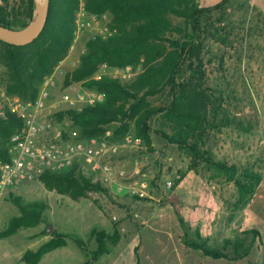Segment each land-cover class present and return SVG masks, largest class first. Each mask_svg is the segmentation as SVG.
I'll return each instance as SVG.
<instances>
[{
    "label": "trees",
    "instance_id": "trees-1",
    "mask_svg": "<svg viewBox=\"0 0 264 264\" xmlns=\"http://www.w3.org/2000/svg\"><path fill=\"white\" fill-rule=\"evenodd\" d=\"M48 2L44 28L35 40L23 46L0 41V63L7 71L5 93L13 99L34 100L43 78L63 60L72 44L74 17L80 0ZM82 3L87 12H109L112 15L110 28L114 33L106 39L94 36L85 42V52L80 56L79 64L65 74L61 87L82 83L84 90L103 94L104 101L79 111H65L58 114V118L63 115L70 118L73 128L79 132L78 140L100 136L113 123L122 122L119 128L113 129V142L129 133V123L133 122L134 137L140 138L143 145L151 149L150 121L161 116L171 124V129L158 133L167 144L175 145L190 159V165L174 180L173 188L186 172L194 171L198 162H202L216 177L230 182L236 188L239 202H245L255 192L261 175L216 160L206 148L207 130L214 129L216 124L220 127L230 124L225 118L218 124L221 108L217 98H213L209 88L205 87L207 73L202 57L208 14L222 3L211 8H200L196 0H82ZM34 11V0H14L12 3L2 0L0 25L14 30L25 29L32 22ZM170 17L182 20V24L175 25ZM103 64L112 68L140 66L141 71L128 83L108 76L94 80L92 77ZM165 90L168 101L152 107L149 99ZM0 108L7 110L5 104ZM22 125V121L11 112L0 117V162L9 160L8 140ZM38 181L47 191L75 202L105 191L101 182L78 171L76 165L64 172L44 173ZM9 200L17 208L18 215L12 216L0 231V240L17 234L20 229L46 225L44 212L49 209L47 203L39 200L25 202L14 195ZM252 233L256 234L243 232L238 239L226 240L223 250L210 248L204 241L194 242L191 246L213 258L236 260L248 254L250 248L245 244L244 236ZM41 234L48 235L46 227ZM49 236L51 238L35 251L24 252L21 261L38 264L43 255L65 247L67 241L72 240L85 257L83 264H94L118 241L116 230L106 232L97 227L89 231L86 240L55 229ZM91 241L95 243L94 249L89 247ZM226 247H231L232 256L228 257L224 252Z\"/></svg>",
    "mask_w": 264,
    "mask_h": 264
},
{
    "label": "rangeland",
    "instance_id": "rangeland-1",
    "mask_svg": "<svg viewBox=\"0 0 264 264\" xmlns=\"http://www.w3.org/2000/svg\"><path fill=\"white\" fill-rule=\"evenodd\" d=\"M202 1L210 3L222 0ZM9 2L12 3L14 0H9ZM106 13L111 18L109 24L111 25L112 15L109 12ZM170 18L175 25L182 24V20ZM35 19L36 11H34L33 22ZM204 30L202 57L207 73L205 87L209 88V94L213 95V98H217V104L221 108L218 124L223 118L230 122L226 127L216 124L214 129L207 130L206 148L216 160L227 161L262 174L264 171V0H227L218 9L210 11ZM91 37V33L83 32L78 47H84L85 42ZM74 56L75 54L71 57ZM65 57L60 66L62 74L57 75L59 85L62 84L65 74L71 71L70 61L65 60ZM0 64L3 68L0 76V106L2 104L6 106V102L13 98L5 93L7 71L3 63ZM129 66L131 67L130 77H120L123 83L134 80L141 71L140 66ZM84 89L82 83H75L67 91L73 95ZM2 94L3 102H1ZM168 99L165 90L150 98L149 103L152 107H158L165 104ZM121 123H113L107 128L112 131V136L113 129L119 128ZM150 127L153 144L151 149L146 146V150L133 148L135 152L131 157L118 155L110 157L109 160L115 168L125 170L128 176L130 174L127 170L132 171L136 166L138 173L131 180H146L148 187L143 199H148L146 202L151 204V208L153 206L160 208L163 195L173 190V187L170 190L162 187L160 193L161 185H165L167 181L173 183L179 177V172L185 171L190 165V159L175 145L167 144L158 133L159 131H170L171 124L168 121L161 116H156L150 121ZM128 131L133 135V122L129 123ZM69 137L77 141L79 138L78 130L72 125L69 128ZM192 172L207 181L220 180L202 162H198ZM86 176L91 177L93 181L100 182L88 173ZM11 195L20 197L25 202L39 200L47 203L49 209L44 212L46 225L40 224L39 226L44 229L49 224L52 228L51 232L55 229L79 236L83 240H86L91 228L99 227L97 215L101 209L105 208L100 193H93L90 199L75 202L66 196L47 191L40 182L35 181L9 194L6 201L3 199L0 201V215H2L0 231L10 217L18 215L17 208L9 200ZM20 231L21 234H25L24 229ZM17 234L0 241V258L8 259L12 264H15V256L25 243H17L19 239ZM35 243H37L36 240H31L25 244L34 245ZM89 247L95 248L94 241L90 242ZM51 261L52 264H83L85 257L74 242L68 240L65 248L57 249L46 255L42 264H49Z\"/></svg>",
    "mask_w": 264,
    "mask_h": 264
},
{
    "label": "crops",
    "instance_id": "crops-1",
    "mask_svg": "<svg viewBox=\"0 0 264 264\" xmlns=\"http://www.w3.org/2000/svg\"><path fill=\"white\" fill-rule=\"evenodd\" d=\"M196 1L200 8H207L224 0ZM134 152L132 148L123 149L120 156L131 157ZM136 168L127 170L129 176L138 172ZM260 175L255 192L240 203L236 188L230 182L221 178L219 181H207L188 171L172 191L163 195L160 208H151V204L146 202L148 199L131 198L117 193L115 186L101 183L105 190L100 193L105 208L97 215V223L100 224L97 228L106 232L116 230L118 241L94 264H264V171ZM162 187L165 185H161L160 193ZM8 195L4 196V201ZM42 229V226H37L24 229L25 234H21V229L17 232V243L31 240L37 243H24L15 256V264H23L21 256L24 252L35 251L51 238L42 236ZM243 232L256 234L244 236L250 249L240 259L213 258L191 246L194 242L204 241L210 248L223 250L226 240L238 239ZM224 252L228 257L233 255L231 247H226ZM49 253L43 255L38 264H42ZM0 264L12 262L0 258Z\"/></svg>",
    "mask_w": 264,
    "mask_h": 264
},
{
    "label": "built area",
    "instance_id": "built-area-1",
    "mask_svg": "<svg viewBox=\"0 0 264 264\" xmlns=\"http://www.w3.org/2000/svg\"><path fill=\"white\" fill-rule=\"evenodd\" d=\"M1 3L2 0L0 5ZM109 17L108 13L87 12L80 0L74 17V37L65 57V60L70 61L71 71L77 67L80 56L85 52L84 47H78L83 32L103 39L113 35ZM73 54L75 56L71 57ZM63 61L43 79L34 100H6L7 110L0 108L1 118L8 111L16 115L23 124L8 140L9 160L0 162V201L6 194L15 193L21 187L38 181L39 176L44 173L64 172L75 165L83 174L88 173L101 183L115 186L117 193L144 198L147 181L131 180L138 172L128 176L125 170L115 168L109 160L110 157L120 155L123 149L146 150L140 138L127 133L119 142H113L112 131L109 129H106L104 134L88 140L77 141L69 137L71 120L66 115L59 119L58 114L100 104L104 101V95L90 90H80L72 95L67 91L71 85L62 89L57 75L62 74L60 66ZM130 69V66L112 68L103 64L92 78H128ZM2 73L0 64V76ZM1 97L3 102V94ZM172 187L171 181L165 183L166 190Z\"/></svg>",
    "mask_w": 264,
    "mask_h": 264
},
{
    "label": "water",
    "instance_id": "water-1",
    "mask_svg": "<svg viewBox=\"0 0 264 264\" xmlns=\"http://www.w3.org/2000/svg\"><path fill=\"white\" fill-rule=\"evenodd\" d=\"M36 19L29 24L28 27L22 30L9 29L0 25V41L14 45L23 46L31 43L35 40L39 34L42 32L47 12H48V0H34ZM51 226L48 224L46 226V233L51 232Z\"/></svg>",
    "mask_w": 264,
    "mask_h": 264
}]
</instances>
